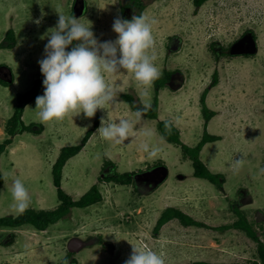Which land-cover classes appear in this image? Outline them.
Listing matches in <instances>:
<instances>
[{
	"label": "rangeland",
	"instance_id": "374dc122",
	"mask_svg": "<svg viewBox=\"0 0 264 264\" xmlns=\"http://www.w3.org/2000/svg\"><path fill=\"white\" fill-rule=\"evenodd\" d=\"M84 2L82 7L81 0H0V77L12 78L11 84L0 81V142L11 139L0 157V217L17 215L11 198L16 178L29 190V208L58 205L52 164L61 147L79 143L96 120L94 135L64 164L61 188L77 200L96 185L101 196L84 208L73 207L43 232L27 225L1 228L0 264H63L65 258L70 264H124L133 245L162 254L165 264L259 260L258 242L230 225L238 218V208L264 245V0H206L198 7L193 0H140L142 10L133 0ZM57 11L88 20L100 41L116 39V17L130 20L143 13L158 21L153 26L156 64L162 74H172L160 90H151V103L154 95L158 99L157 118L145 117L137 126L154 130L152 145L159 149L155 157L139 149V130L123 145L107 142L97 132L107 112L113 120L133 118L122 94H131L139 103L142 88L131 74L108 77L123 89V102L115 109L98 110L90 119L81 113L41 123L33 99L21 114L31 128L11 136L5 132L17 95L44 78L38 61L44 58L46 33L55 27ZM8 29L14 33L13 48L4 37ZM203 93L206 107L214 113L207 122L199 101ZM162 120L175 121L180 140L189 146L196 145L204 131L220 135L221 141L203 145L199 157L211 172L224 176L221 187L195 177L190 158L178 144L160 141L157 122ZM240 156L244 163L237 171L230 165ZM126 172L131 173L129 183L105 178ZM168 207L202 226H185L172 218L155 234L157 219ZM72 239L80 244L68 254Z\"/></svg>",
	"mask_w": 264,
	"mask_h": 264
},
{
	"label": "clouds",
	"instance_id": "9594fccd",
	"mask_svg": "<svg viewBox=\"0 0 264 264\" xmlns=\"http://www.w3.org/2000/svg\"><path fill=\"white\" fill-rule=\"evenodd\" d=\"M57 12L55 27L46 33L48 42L44 47V58L38 61L44 77L43 94L35 99L39 121H60L69 114L74 117L81 113L84 118L90 119L96 116L98 110L115 109L123 102L119 100L123 89L120 84L110 82L108 77L120 73L131 74L142 88V98L139 103L132 105L133 118L113 120L107 112V118L100 117L97 132L103 140L123 145L130 138L131 143L135 139V131L139 130L143 137L139 149L149 157H155L159 149L152 145L154 130L149 127L137 129V126L152 109L151 90L162 76L154 50L156 42L153 26L158 21L143 13L133 15L130 20L116 17L112 25L113 32L117 34L116 39L100 41L88 20L82 22L72 14ZM35 22L40 23L39 20ZM69 46L71 50H67ZM163 123L165 134L160 136L161 142L165 141L166 135H170L175 126L172 120ZM243 163L244 157L240 156L230 167L238 171ZM0 179L3 177L0 176ZM11 198L15 212L24 214L30 206L31 196L22 179L13 180ZM115 239L117 242L121 240L116 236ZM63 264L70 262L65 258ZM124 264H165V259L162 254L151 249L133 245L132 254Z\"/></svg>",
	"mask_w": 264,
	"mask_h": 264
},
{
	"label": "trees",
	"instance_id": "16d2710c",
	"mask_svg": "<svg viewBox=\"0 0 264 264\" xmlns=\"http://www.w3.org/2000/svg\"><path fill=\"white\" fill-rule=\"evenodd\" d=\"M204 1L206 0H193V4L198 7L201 4H203ZM135 4L139 10H142L144 7L143 4L140 2V0H135ZM5 38L9 40L7 47L13 48L15 46V37L11 29L7 30L5 34ZM67 50H71V46H69ZM170 74H171L170 71H165L164 74H162L161 78L154 83L155 92H157L163 86H165V83L170 78ZM213 77L214 80L212 84H215L216 74H214ZM43 79L44 78L35 79L32 87L29 90H27L24 93H19L17 95L18 103L15 107L13 114L7 119V122L4 126L5 132L8 135L11 136L16 133H22L26 128H31L30 124L25 125V123L22 121L21 114L23 112L24 105H26L31 100L36 99L37 96L43 94L44 91L42 84ZM0 81L6 84H11L10 82L4 81L1 78ZM122 97L124 100H126L129 103L131 109L134 110V108L132 107V105L135 103L133 96L131 94H122ZM200 102L202 103L201 106L202 116L207 122L214 115V113L212 110H209L206 107L204 93L200 97ZM151 104H152V109L147 113L145 117L149 119H156L157 108H158V99L156 95H154ZM164 121L165 120L157 122V128L160 131L161 135L165 134L164 123H163ZM97 127H98V123L96 120L92 128L88 129L85 132L79 143L75 145H67L61 147L57 158L52 164L51 171L53 174V184L56 187V191H57V197L59 201L58 205L53 209H34L30 207L22 215L17 214L16 216L7 215L4 217H0V229L1 228L15 229L24 225H29L37 230H46L50 225L56 223L64 216H66L73 207L84 208L100 200L101 196L96 185H92L89 188V190H87L84 194H82L77 200H73L71 196L68 195L66 192H64L63 189L61 188V177H62L61 173L64 164L70 157L76 155L83 148V146L86 144V142L88 141V139L90 138V136L93 134L94 130ZM39 132L40 131H37V133ZM217 139H219L217 135L209 134L207 131H204L198 143L194 146H189L180 140L179 130L174 126L171 134L166 135L165 140L170 143L178 144L182 150V154L190 158L192 162V166L194 168L193 175L195 177L204 178L206 180H209L211 183L218 184V186L221 187L224 182V176L220 173L211 172L199 157V152L203 147V145L206 142L214 141ZM10 143H11L10 137L0 142V157L5 152L7 145ZM109 164L111 163L109 162ZM130 174L131 173L126 172L123 173L122 175L119 174L117 177L105 176V178L107 180H114L119 183H129L131 176ZM0 176H2L1 172H0ZM2 184H3V179H0V189L2 187ZM234 211L237 214L238 218L230 225V227L238 228L244 231L248 237L258 242L257 252H258L259 260L257 259L246 264H264V245L262 243H259V239L256 236L252 228V225L248 223V221L245 219L242 211L239 210L238 208H235ZM172 218H177L180 221V223L185 226H190V225L202 226L201 223L193 220L191 217H189L179 209L168 207L161 213L160 217L157 219V222L153 228V232L156 234V232L161 228V226ZM72 263L74 264L75 260H72ZM194 264H207V263L197 262ZM234 264H238V263H234Z\"/></svg>",
	"mask_w": 264,
	"mask_h": 264
},
{
	"label": "water",
	"instance_id": "95a60500",
	"mask_svg": "<svg viewBox=\"0 0 264 264\" xmlns=\"http://www.w3.org/2000/svg\"><path fill=\"white\" fill-rule=\"evenodd\" d=\"M82 7H84V4H83ZM82 10H83V9H82ZM74 14H75V16L78 15L77 13H74ZM8 74H11L10 71H9V72H5V73H4V76H6V75H8ZM0 78L3 79L2 77H0ZM3 80H4V79H3ZM5 81H7V82H12V78L10 77L9 79H6ZM79 244H80V243H79V240H77V239H72V240L68 243L67 250H68L69 252H73L74 249L77 248Z\"/></svg>",
	"mask_w": 264,
	"mask_h": 264
},
{
	"label": "crops",
	"instance_id": "0c3cea01",
	"mask_svg": "<svg viewBox=\"0 0 264 264\" xmlns=\"http://www.w3.org/2000/svg\"><path fill=\"white\" fill-rule=\"evenodd\" d=\"M28 103H29V102H28ZM28 103H27V104H28ZM27 104H26V105H27ZM26 105H25V108H26ZM25 108H24V109H25ZM133 111H134V110H133ZM207 132H208V131H207ZM208 133H209V132H208ZM209 134H211V133H209ZM93 135H94V132H93V134L90 136V138H91ZM214 135H215V134H214ZM90 138H89V139H90ZM218 140L221 141V138L219 137V139H217V140L209 141V142H206V143H210V142H214V143H215V141H218ZM206 143H205V144H206ZM83 148H84V147H83ZM82 150H83V149H81V151H82ZM246 192H247V191H246ZM249 202H250V201H249ZM27 226H29V225H27ZM30 227H31V229L37 230V229L33 228L32 226H30ZM7 229L10 230L11 228H7ZM37 231L43 232V231H45V230H37ZM33 234H35V233H33ZM36 236H37V233H36ZM36 236H34V237H36Z\"/></svg>",
	"mask_w": 264,
	"mask_h": 264
},
{
	"label": "flooded vegetation",
	"instance_id": "af4514ba",
	"mask_svg": "<svg viewBox=\"0 0 264 264\" xmlns=\"http://www.w3.org/2000/svg\"><path fill=\"white\" fill-rule=\"evenodd\" d=\"M81 2L85 5V2H84V0H81ZM133 3L135 4V0H133ZM129 5V4H128ZM136 5V4H135ZM128 7H130V6H128ZM4 37H5V35H4ZM172 74V73H171ZM171 74H170V76H171ZM170 79V78H169ZM104 168L105 167H103L102 168V170H104ZM152 232H153V230H152ZM101 240V239H100ZM75 251H78L77 249L75 250Z\"/></svg>",
	"mask_w": 264,
	"mask_h": 264
},
{
	"label": "bare ground",
	"instance_id": "6f19581e",
	"mask_svg": "<svg viewBox=\"0 0 264 264\" xmlns=\"http://www.w3.org/2000/svg\"><path fill=\"white\" fill-rule=\"evenodd\" d=\"M15 47V46H14Z\"/></svg>",
	"mask_w": 264,
	"mask_h": 264
}]
</instances>
